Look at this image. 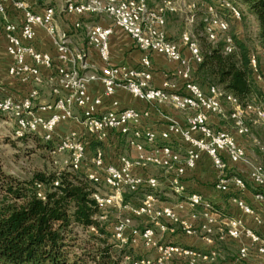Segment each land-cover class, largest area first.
Segmentation results:
<instances>
[{
	"label": "built area",
	"instance_id": "1",
	"mask_svg": "<svg viewBox=\"0 0 264 264\" xmlns=\"http://www.w3.org/2000/svg\"><path fill=\"white\" fill-rule=\"evenodd\" d=\"M150 1L62 0L61 9L64 13L111 19L112 25L94 24L87 32L88 46L96 48L101 59L107 63L99 69L88 61L85 46L71 45L69 33L60 28L53 7H47L43 13H39L35 10L36 4L27 0H0V29L8 41L7 52L11 58L8 73L21 84L30 86L28 95L22 99L10 93L0 96V113L14 121L17 138L38 133L45 141H54L53 153H66V166L73 171H83L96 185L93 198L105 211L108 208L127 210L130 217L124 216L114 222L113 240L116 246L123 249L133 245V242L142 241L144 247L154 253L153 258L142 257L127 264H165L174 260L186 261V264H213L216 261V250L202 251L158 238L157 231L162 234L175 233V227L186 237H201L212 245L227 239L238 241L240 246L235 258L221 264H243L249 260L252 248L259 255V260L254 264H264V238L240 217L220 220L216 216L215 206L201 194L187 193L181 180L186 170L196 168L203 153H206L217 171L214 186L218 192L235 194L246 190L243 177L229 172L231 164L245 165L249 167V178L256 190L254 198L264 203V164L252 162L246 149L233 134L216 129L210 123L211 114H228L238 134L247 135L250 132L248 118L252 117V121L264 128V103H242L218 85L203 88L194 75L196 66L204 58L197 34L183 31L177 41L166 31L168 13L179 12L192 25L200 12H204L203 35L213 44L224 42L225 52L231 53L236 48L231 33L232 21L240 22L243 13L231 0H159L154 7L150 6ZM8 7L18 12L22 19L20 22L10 19ZM81 26L78 21L74 29L79 30ZM114 26L129 34L143 53L138 67L108 64L109 39ZM38 28H43L52 38L59 64L57 81L51 86L52 99L45 103L39 102L42 68L52 70L56 63L50 53L36 48ZM184 49L189 51V58L184 55ZM261 51L264 58V49ZM153 54L164 55L169 61L177 63L174 75L183 80L182 89L173 79H167L162 87L152 86ZM256 54L252 56L255 68ZM258 79L261 80V77L258 76ZM94 82L102 83L109 97L115 95L118 89H124L153 104L170 103L178 110L191 111L186 125L172 121L165 131L158 133L153 129L138 127L139 119L149 116L147 111L129 107L99 113L102 99L89 90ZM113 104L118 106L119 103L115 101ZM43 111H50V114L43 116ZM71 120L81 125L83 133L72 130L58 134V127ZM112 133L124 136L128 145L139 152V156L131 159L119 155V164L116 165L107 163L101 147L92 153L88 152L87 138L103 143ZM174 136L180 137L188 145L185 155L169 143ZM159 139L164 141L161 146L157 145ZM146 145L153 147L152 153H147ZM151 165L174 170V175L164 183L169 185L174 194L182 197L177 204H162L158 199L156 191L163 184V179L133 173L134 167L146 168ZM55 184L58 185L59 181ZM100 186L106 190L102 191ZM36 187L38 196L45 198L43 185L37 182ZM141 189H146V192L140 201H126V192L137 193ZM232 199L258 226L264 225V212H258L236 194ZM185 207L192 210L201 208L202 222L196 225L182 218L179 210ZM131 217L144 218L148 225L131 230ZM101 219H106V215L101 216Z\"/></svg>",
	"mask_w": 264,
	"mask_h": 264
},
{
	"label": "trees",
	"instance_id": "2",
	"mask_svg": "<svg viewBox=\"0 0 264 264\" xmlns=\"http://www.w3.org/2000/svg\"><path fill=\"white\" fill-rule=\"evenodd\" d=\"M239 1L257 21L261 54L234 35L231 53L225 52L222 41H202L204 58L194 75L203 88L218 85L242 103H264V0ZM45 146L55 150L54 141ZM37 182L45 198L38 196ZM95 191L96 185L81 170L38 172L24 181L0 171V264H122L127 255L112 241L115 220L93 198ZM79 228L87 239H81Z\"/></svg>",
	"mask_w": 264,
	"mask_h": 264
},
{
	"label": "crops",
	"instance_id": "3",
	"mask_svg": "<svg viewBox=\"0 0 264 264\" xmlns=\"http://www.w3.org/2000/svg\"><path fill=\"white\" fill-rule=\"evenodd\" d=\"M27 1L36 4L35 10L39 13H43L47 7H53L56 10V18L60 28L69 33L71 45L73 47L85 46L87 48L88 61L92 64H95L99 69L107 65V63H105L101 59L98 50L94 47L88 46L87 32L88 28L94 24H99L102 26L112 25V21L110 18L96 16L82 17L76 14L64 13L61 9L62 0ZM155 3L151 7H154ZM8 11L11 20L19 22L22 20L18 12H16L12 7H8ZM172 14L181 15L179 12ZM78 21L81 22L82 26L79 30H75L74 26ZM170 23V20L167 19L166 31L168 35L174 40L179 41L182 33L178 34L172 32L171 28L169 29ZM238 37L242 39V35ZM7 44L8 41L3 31L0 29V83L2 85V88L0 89V96H5L7 93H10L17 98L22 99L23 97L28 95L30 86L21 84L18 80L9 75L8 69L11 63V58L7 52ZM109 44V65H126L128 67L133 68L139 66L143 53L136 46L131 36L127 34L122 28L114 26L113 34L109 39ZM35 46L39 51L50 53L55 58L56 63L54 69L52 70L42 68L43 83L39 86V102L45 103L52 99L51 86L57 81V67L59 65L56 60L57 51L53 44L52 38L43 28L37 29V40L35 41ZM256 49L258 50L259 54H261V52L259 51L260 45L257 46ZM184 55L188 58L190 57V53L187 49H184ZM152 63V86L162 87L167 79H173L177 82L178 88L182 89L183 80L177 78L174 75V71L177 67L176 62L169 61L164 55L153 54ZM89 90L94 96L102 99V104L98 108L99 113L111 110L118 111L120 109L129 107L142 112L147 111L149 113V116H142L139 119L138 127H141L142 129H153L158 133L165 131L172 121H175L178 124L185 126L187 122V117L191 112L178 110L170 103H150L144 99L134 96L132 93L124 89H118L115 95L109 97L105 94L104 85L100 82L92 83L89 86ZM115 101L119 103L118 106H114L113 103ZM76 112L79 113V110H76ZM41 113L43 116H48L50 114V111H43ZM210 123L213 126L216 125L218 127H222L218 120L215 118V116H213V114L210 115ZM72 130H77L80 133H83L81 125L75 120H71L61 124L57 129V133L66 134ZM230 133L233 134L237 139L238 143L246 149L248 157L252 162L264 164V153L256 155L255 150L251 148V145L245 139H242V136H240L237 131H232ZM254 140L256 141L257 139L255 138ZM86 141L88 143V152L92 153L98 147H101L104 150L107 163L118 165L119 155H126L131 159H135L139 156V152H137L136 149L130 147L127 143V139L118 133H112L109 139L103 143H97L96 141H93L88 138L86 139ZM169 143L172 144L175 150H177L182 155H185L188 145L180 137H172V140L169 141ZM163 144L164 141L159 139L157 145L161 146ZM146 148L148 151L147 153H152V146L146 145ZM230 167L234 168L235 172L239 175L241 174V177L247 176L250 180L249 171L246 168L248 166L245 167V165L231 164ZM133 173L144 177L152 176L159 177L162 179L164 178L165 181H168L174 175V170L168 171L164 168H159L151 165L146 168L134 167ZM216 178L217 171L212 163L211 158L206 153H203L202 159L198 163L197 167L194 169H187L185 174L182 176L181 180L182 184L186 187L187 193L201 194L208 202H211L215 206L217 211L216 216L220 220H227L231 217H240L243 219V221L248 227L255 229L264 238V225L258 226L251 216L244 214L233 202L232 198L234 196L228 199L226 197L227 194H222L218 192L214 186ZM235 194L245 199V201L252 205L258 212H264V203H259L255 200L254 192L252 193L248 190H244L240 192L238 191ZM178 197L182 199V197ZM161 203L163 204V202ZM201 211V208L192 210L188 207H185L183 210H179V215L182 218L189 219L192 223L198 225L202 222ZM162 235H164L165 241L182 244L184 246L193 247L202 251L216 250L218 252V257L213 264H221L223 261L225 262L232 260L233 258H235L234 256L237 255L240 246V243L238 241H232L231 239H227L226 241H220L219 243L212 245L208 244L202 238H199L197 236L189 238L186 237L183 233L168 232ZM141 246L143 253L150 252L144 247L143 243L141 244ZM236 248L238 251H235ZM258 260L259 255L257 254V251L255 248H252L251 256L249 260L246 261V263L254 264Z\"/></svg>",
	"mask_w": 264,
	"mask_h": 264
},
{
	"label": "rangeland",
	"instance_id": "4",
	"mask_svg": "<svg viewBox=\"0 0 264 264\" xmlns=\"http://www.w3.org/2000/svg\"><path fill=\"white\" fill-rule=\"evenodd\" d=\"M158 1L159 0H151L150 6L154 5V3ZM231 1L241 9L244 15L240 22L232 21V35H234L235 37L242 35V39H246L249 45L253 49H256V47L260 44L257 42L256 38L257 21L255 17L249 13L247 6H245L239 0ZM226 14L227 16L229 15L227 12ZM204 16V12H200V14L197 16L196 22L191 25L186 22L184 15L168 13L167 19H169L171 22L169 25V29L171 28L172 32L178 34H181L186 30L193 31L197 34L199 43L201 44L202 41H208L202 33ZM228 18L230 19L229 16ZM262 61L264 63L263 57ZM256 99L257 98H254L253 101H255ZM213 116H215V118L222 126L218 127L211 124L214 128L226 130L229 132L237 131L234 121L229 117L228 114H213ZM247 123L250 128V132L247 135L240 136H242V139H245L251 145V148L255 150L256 155H260L261 153H264V150H262L264 149V128L259 123L252 121V117L248 118ZM255 138L257 139L256 141L254 140ZM45 143L46 141L42 138L41 134L38 133L30 134L24 138H17L14 134V121L8 116L0 113V171L11 174L14 177L24 181L31 180L33 176L38 172L50 173L66 169L70 170L69 167L65 164V161L68 158L67 154L53 153L48 148H46ZM246 168L249 171V168ZM229 172L231 174H238L235 172L234 168H230ZM242 177L246 183V190L255 193V187L248 179V177ZM164 181L165 179L163 178V184L156 191L158 199L163 203L177 204L181 199L172 192L169 185L166 182L164 183ZM100 188L102 191L106 190V188L103 186H100ZM145 192L146 191L144 190H139L137 193L126 192L125 197L129 202L134 203V201H140L143 198ZM233 196H235L234 193L226 195L228 199ZM105 212L111 217L112 220H116L124 216H129L127 210H119L118 208H108ZM167 224L170 225V223ZM146 225H148V221L146 219L131 217V230L142 229ZM175 229L176 233H181V230L178 227H175ZM78 230L81 239L88 238L87 232H84L81 228H79ZM157 236L159 239L164 240V235H162L160 231H157ZM112 241L114 242L113 239ZM141 244V241L133 242V245L122 249L124 250L125 255H127L124 256V264L129 263L131 260L139 259L142 257H154V253H152V251L143 253ZM235 251H238L237 248ZM168 263L186 264V261L174 260ZM243 264L247 263L244 262Z\"/></svg>",
	"mask_w": 264,
	"mask_h": 264
}]
</instances>
